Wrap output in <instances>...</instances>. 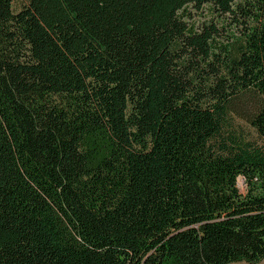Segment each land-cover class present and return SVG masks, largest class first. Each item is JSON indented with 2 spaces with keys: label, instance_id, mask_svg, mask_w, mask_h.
I'll return each instance as SVG.
<instances>
[{
  "label": "trees",
  "instance_id": "16d2710c",
  "mask_svg": "<svg viewBox=\"0 0 264 264\" xmlns=\"http://www.w3.org/2000/svg\"><path fill=\"white\" fill-rule=\"evenodd\" d=\"M15 1L0 264L260 263L264 0Z\"/></svg>",
  "mask_w": 264,
  "mask_h": 264
},
{
  "label": "rangeland",
  "instance_id": "374dc122",
  "mask_svg": "<svg viewBox=\"0 0 264 264\" xmlns=\"http://www.w3.org/2000/svg\"><path fill=\"white\" fill-rule=\"evenodd\" d=\"M22 6H23V1L16 0L13 3V10L16 11ZM200 18H197L198 22L200 21ZM253 103L254 101L244 100L239 105L241 109L246 110V109L251 108ZM230 122H231V126L229 128V131L232 132V134H234L235 136H238L244 140H248L251 142H256L258 140V137L256 136L254 129L249 125L247 121H245V119H243L239 115L232 114ZM237 186L242 193L246 192V186H245V183L242 177H239L237 179ZM230 264H247V263L246 262H235V263H230ZM258 264H264V259Z\"/></svg>",
  "mask_w": 264,
  "mask_h": 264
}]
</instances>
